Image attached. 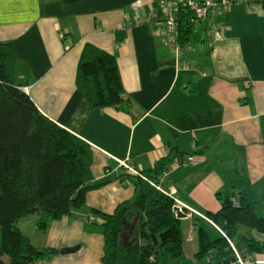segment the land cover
Returning <instances> with one entry per match:
<instances>
[{
  "label": "crops",
  "instance_id": "0c3cea01",
  "mask_svg": "<svg viewBox=\"0 0 264 264\" xmlns=\"http://www.w3.org/2000/svg\"><path fill=\"white\" fill-rule=\"evenodd\" d=\"M135 1L0 0V40L15 42L17 79L95 154L96 185L86 204L38 231L37 239L30 235L40 246L61 248L41 264H104L105 234L95 211L113 212L137 195L132 170L120 161L154 168L173 142L195 156L188 163L176 158L161 178L189 208L182 217L188 257L198 251L189 254L185 246V239L199 244L196 217L223 231L207 216L221 207L220 191L264 196V0L212 14L217 27L183 55L168 40L165 9L147 20L158 2L141 0L142 20L135 22ZM87 43L116 54L121 106H94L82 90L79 62ZM256 254L264 264V250Z\"/></svg>",
  "mask_w": 264,
  "mask_h": 264
},
{
  "label": "trees",
  "instance_id": "16d2710c",
  "mask_svg": "<svg viewBox=\"0 0 264 264\" xmlns=\"http://www.w3.org/2000/svg\"><path fill=\"white\" fill-rule=\"evenodd\" d=\"M176 18L182 43L203 40L208 24L194 9L181 3ZM17 60L14 40H0V264H41L61 248L36 244L19 221L36 213L37 227L46 232L55 219L84 206L96 185L95 154L87 139L39 108L17 79ZM118 66L113 52L85 45L79 84L92 105L125 102ZM190 155L171 143L154 168L128 172L137 186L134 199L113 212L95 211L94 222L105 234L104 264H200L203 257L206 264H228L236 259V248L247 256L264 250V196L242 189L220 191L221 207L208 211L223 230L219 235L212 236L205 217H196L199 248L195 259L186 255L177 200L161 178L176 158L185 162Z\"/></svg>",
  "mask_w": 264,
  "mask_h": 264
},
{
  "label": "built area",
  "instance_id": "2783aa9c",
  "mask_svg": "<svg viewBox=\"0 0 264 264\" xmlns=\"http://www.w3.org/2000/svg\"><path fill=\"white\" fill-rule=\"evenodd\" d=\"M158 3L156 4L155 10L151 12L150 15H148L147 20L154 19L156 16L160 14L159 9H165L163 13V17L167 33H168V40L170 43L174 44L176 49L178 50L180 55L185 54V52L190 51L191 49L195 48V44L192 42H186L182 43L179 40V24L176 18V12L179 9V6L181 3L188 5L192 9H194L199 17V19L203 20L208 24V28L211 27H217V24L211 17L212 14L215 12L220 11L223 8H228L232 6L235 3H249L252 7L256 8L258 5L257 0H156ZM141 0H136L134 2V8L136 10L135 12V22H140L142 20L141 14L139 12V4ZM222 30L225 29V27H221ZM62 35L64 36V32H62ZM194 156L190 155L187 157L184 161L185 162H191L194 160ZM121 166L129 168L131 170L138 171V169L132 165L130 159H122L120 161ZM110 168H107L109 170ZM171 194L174 195L175 188L170 189ZM181 204V203H180ZM182 205V204H181ZM89 217H95V215H89L86 216V218ZM233 246L234 243L232 242ZM236 262L239 264H260V258L255 255H243L239 250L236 248Z\"/></svg>",
  "mask_w": 264,
  "mask_h": 264
},
{
  "label": "rangeland",
  "instance_id": "374dc122",
  "mask_svg": "<svg viewBox=\"0 0 264 264\" xmlns=\"http://www.w3.org/2000/svg\"><path fill=\"white\" fill-rule=\"evenodd\" d=\"M36 219H38V214H31L30 216L28 217H25V218H22L19 223L20 225L25 229V231L30 234L31 236H33L35 239L38 238V231H41L39 228H36ZM207 228L210 230L212 236H217L220 234V232L209 222H206V225ZM42 232V231H41ZM185 246H186V249L188 251L189 254L193 253L194 254V251L197 250V248H199V244L198 242L196 241L195 245L186 240L185 239ZM198 262L200 264H206L208 262V258L206 257H203L201 258L200 260H198ZM228 264H233V262H230Z\"/></svg>",
  "mask_w": 264,
  "mask_h": 264
},
{
  "label": "water",
  "instance_id": "95a60500",
  "mask_svg": "<svg viewBox=\"0 0 264 264\" xmlns=\"http://www.w3.org/2000/svg\"><path fill=\"white\" fill-rule=\"evenodd\" d=\"M175 209L177 210L178 215H179L180 217H185V216H187L188 213H189V208H188L187 206H185V205H181V204H179V203H177V204L175 205ZM76 248H77V246H72V247H69L68 249H69L70 251H74Z\"/></svg>",
  "mask_w": 264,
  "mask_h": 264
},
{
  "label": "bare ground",
  "instance_id": "6f19581e",
  "mask_svg": "<svg viewBox=\"0 0 264 264\" xmlns=\"http://www.w3.org/2000/svg\"><path fill=\"white\" fill-rule=\"evenodd\" d=\"M181 162H183V161H181ZM134 165V164H133ZM136 167V166H135ZM137 169H138V171H135V170H133L134 172H140V169L138 168V167H136Z\"/></svg>",
  "mask_w": 264,
  "mask_h": 264
}]
</instances>
